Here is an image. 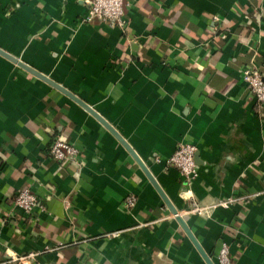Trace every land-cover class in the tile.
Wrapping results in <instances>:
<instances>
[{"label":"crops","instance_id":"crops-1","mask_svg":"<svg viewBox=\"0 0 264 264\" xmlns=\"http://www.w3.org/2000/svg\"><path fill=\"white\" fill-rule=\"evenodd\" d=\"M127 1L121 30L82 23L86 0H0V49L104 118L179 213L207 209L184 217L214 264L223 243L231 264H264V108L241 79L264 78V0ZM56 139L81 161L52 159ZM185 143L191 183L167 165ZM26 189L41 205L29 216L14 206ZM31 252L26 264H207L118 138L0 56V264Z\"/></svg>","mask_w":264,"mask_h":264},{"label":"built area","instance_id":"built-area-1","mask_svg":"<svg viewBox=\"0 0 264 264\" xmlns=\"http://www.w3.org/2000/svg\"><path fill=\"white\" fill-rule=\"evenodd\" d=\"M88 12L82 18V23L91 24L99 22L112 28L126 30L129 27V8L127 0H86ZM218 21V18H215ZM241 79L251 93L255 96L259 108H264V78L257 67L245 68L241 73ZM197 147L193 144H182L176 152L167 160V165L177 169L185 182L191 183L198 176V164L196 162ZM52 159L57 162L81 161L80 150L70 144L56 139L50 148ZM192 198V197H191ZM135 198H128V204L133 206ZM223 206H228V202H222ZM14 206L22 210L26 215H32L41 205L37 196L29 189L19 191L14 198ZM208 211L206 208L193 202L189 210L180 216L191 214L203 215ZM229 246L223 243L218 256V264H231ZM39 254L31 252L25 256L16 258L15 261L21 264L34 261Z\"/></svg>","mask_w":264,"mask_h":264},{"label":"water","instance_id":"water-1","mask_svg":"<svg viewBox=\"0 0 264 264\" xmlns=\"http://www.w3.org/2000/svg\"><path fill=\"white\" fill-rule=\"evenodd\" d=\"M0 56L8 59L12 63H14L17 66H19L20 68L26 70L27 72H29L33 76L39 78L40 80H43L44 82L48 83L53 88L59 90L60 92H62L63 94H65L66 96H68L69 98H71L72 100H74L77 104H79L81 107H83L89 113H91L97 120H99L112 134H114L118 138V140L132 154V156L139 162V164L142 167V169L144 170V172L147 174V176L149 177V179L151 180V182L154 184V186L160 192V194H161L163 200L165 201V203L167 204V206L170 208V210L172 211V213L176 216V219L179 222L180 226L183 228V230L186 232V234L188 235V237L191 239V241L193 242V244L195 245V247L197 248V250L200 252L201 256L204 258L205 262L207 264H214L212 262V260L210 259V257L204 252V250L202 249V247L200 246V244L198 243V241L196 240V238L192 234L191 230L189 229V227L187 225V218L184 217V216L182 217V216L179 215V212L176 210V208L172 205V203L165 196V194L163 193V191L161 190V188L158 186V184L156 183V181L154 180V178L151 176V174L147 170L146 166L139 160V158L137 157V155L135 154V152L131 149V147L127 144V142L112 128V126L110 124H108V122H106V120H104V118H102L88 104H86L85 102H83L82 100H80L77 96H75L74 94H72L71 92H69L67 89H65L61 85L57 84L56 82L52 81L50 78L44 76L43 74H41L37 70L31 68L30 66H28L27 64H25L21 60L15 58L14 56H12L9 53L3 51L2 49H0Z\"/></svg>","mask_w":264,"mask_h":264}]
</instances>
